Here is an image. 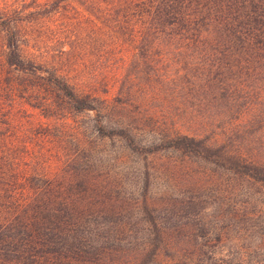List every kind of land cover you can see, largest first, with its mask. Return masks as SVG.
Listing matches in <instances>:
<instances>
[{
	"label": "rangeland",
	"instance_id": "obj_1",
	"mask_svg": "<svg viewBox=\"0 0 264 264\" xmlns=\"http://www.w3.org/2000/svg\"><path fill=\"white\" fill-rule=\"evenodd\" d=\"M108 3L0 0V69L7 39L15 34L21 51L56 58L72 83H99L97 93L111 100L123 87L117 102L125 106L112 117L131 124L135 150L119 138H101L87 129L92 118L102 119L95 111L66 108L56 117L23 93L17 98L3 93L0 102L6 108L13 98L25 102L13 112L15 124L23 122L28 130L26 143L14 154L29 150L32 163L35 154L51 162L58 180L73 181L76 196L86 195L87 212L102 211L111 228L131 232L102 264H264V183L159 143L172 132L214 138L221 148L255 160L261 170L264 98L259 88L251 87V101L263 114L252 113L238 123L236 112L248 101L241 91L236 112L230 111L220 89L202 93L189 84L179 59L167 55L161 60L149 48L140 54L139 40L136 48L131 41L136 19L126 17V6ZM157 74L167 79L162 82ZM40 124L50 128L46 137ZM155 226L169 231L162 243L167 247L156 255L143 250Z\"/></svg>",
	"mask_w": 264,
	"mask_h": 264
},
{
	"label": "trees",
	"instance_id": "obj_2",
	"mask_svg": "<svg viewBox=\"0 0 264 264\" xmlns=\"http://www.w3.org/2000/svg\"><path fill=\"white\" fill-rule=\"evenodd\" d=\"M108 2L126 6V17L136 19L130 29L131 41L136 48L139 40L140 54L149 48L161 60L167 55L179 59L178 63L185 65L189 84L198 91L214 86L220 89L219 96L230 111L236 112V94L241 91L248 101L236 112L238 123L243 124L245 116L252 113L263 114L252 104L255 89L251 87L259 88V96L264 98V0ZM124 26V34L130 32L126 23ZM7 44L9 50L0 69V101L3 93L16 98L26 95L25 99L36 101L35 107L52 109L56 117L60 115L58 110L66 108L75 113L95 111L102 119L92 118L87 129L101 138H119L125 147L135 150L136 134L131 124L112 117L117 107L125 106L117 102L125 93L123 87L111 100L97 93L99 83H72L56 58L21 51L15 34L8 37ZM36 57L47 60L38 63ZM158 75L162 82L167 79ZM8 101V108L0 102V264H102L131 232L111 228L102 211L87 212L83 202L86 195L76 196L73 181L58 180L51 162L41 161L42 157L35 154L32 163L29 150L14 154L28 130L23 122L15 124L13 112L18 111L17 103L25 102L15 98ZM40 126L46 137L49 126ZM159 143L264 183V165L259 170L255 160L221 148L217 139L172 132ZM82 181L87 182L84 178ZM162 228L149 230L145 252L156 255L167 247L162 243L169 231Z\"/></svg>",
	"mask_w": 264,
	"mask_h": 264
}]
</instances>
